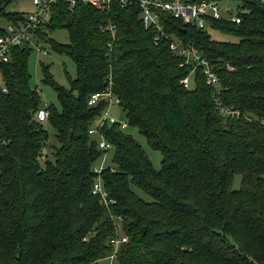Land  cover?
I'll return each instance as SVG.
<instances>
[{
  "label": "trees",
  "instance_id": "1",
  "mask_svg": "<svg viewBox=\"0 0 264 264\" xmlns=\"http://www.w3.org/2000/svg\"><path fill=\"white\" fill-rule=\"evenodd\" d=\"M11 1L0 0L6 22L26 13L6 11ZM239 1V23L207 26L236 41L212 39L206 28L160 12L166 33L234 67L218 71V89L199 69L193 86L182 85L190 68L179 66L167 38L153 43L155 30L135 2L104 11L61 0L51 6L40 29L67 30V43L48 37L47 45L70 57L76 72L64 88L42 65L41 81L59 103L46 106V123L35 119L43 103L30 84L29 47L0 63V264H103L117 229L128 238L121 264H264V125L224 117L213 98L264 119V1ZM109 85L128 127L160 152L161 167L118 124L101 126L113 147L99 175L113 201L106 207L91 192L103 151L88 133L106 103L87 99ZM45 125L57 144L47 146ZM235 174L240 184L232 188Z\"/></svg>",
  "mask_w": 264,
  "mask_h": 264
},
{
  "label": "built area",
  "instance_id": "2",
  "mask_svg": "<svg viewBox=\"0 0 264 264\" xmlns=\"http://www.w3.org/2000/svg\"><path fill=\"white\" fill-rule=\"evenodd\" d=\"M35 6V10L26 12L21 20L8 21L0 32V63L7 62L13 50L17 47H29L31 43L38 46L39 40L36 32L44 27L50 18L51 6L58 0H31ZM70 7L77 3L87 4L97 10H107L111 4L118 1L121 6L129 5L135 2L139 7V17L142 19L145 27H152L155 32L153 35V43L157 45L162 38L169 40V49L181 57L179 66H187L190 68L189 73L183 77L180 82L186 88L191 87V82L194 85L193 73L199 69L201 70L204 82L215 89L219 88V70L233 71L234 67L227 61H210L206 58L194 45L185 44L173 34L166 33L160 21V12H165L173 17L180 18L183 23L191 24L198 28H207L208 21L212 19L226 20L228 22L239 23L240 11L242 10V3L239 0H234L239 3L241 10L236 13L229 6H225L223 13H221L220 2L224 0H61ZM226 1V0H225ZM264 1V0H261ZM112 26L110 27V29ZM40 50V48H38ZM5 91V88L2 89ZM218 90L215 91V93ZM214 96V95H213ZM214 103L216 109L224 117H239L243 116L247 120H257L264 125V119L256 118L250 114H245L239 108L233 106H224L219 99L214 96ZM99 102H105V108L97 117L94 123L88 129L90 135L96 136L99 149L102 155L93 166V171L96 173L97 179L93 182L91 192L99 197V202L103 206H108L112 203L108 198L107 192L103 187L100 172L108 164V152L112 150V144L105 139L99 132V128L104 124H118L119 128L126 130L128 127L126 120L117 119L111 114L112 106L119 107V99L112 93L111 85L106 90L101 92H94L88 96L87 104L94 106ZM45 104L36 111L35 119L38 122L46 123L48 118V111ZM47 152L43 147L38 155V160L44 162L46 160ZM117 234L109 239L111 246L110 252L101 259L103 264L106 261H112L114 264H121L118 260L119 248L127 243L128 238L117 229ZM86 239V238H84Z\"/></svg>",
  "mask_w": 264,
  "mask_h": 264
},
{
  "label": "rangeland",
  "instance_id": "3",
  "mask_svg": "<svg viewBox=\"0 0 264 264\" xmlns=\"http://www.w3.org/2000/svg\"><path fill=\"white\" fill-rule=\"evenodd\" d=\"M229 6L236 13L241 10L239 3L234 0H224L220 2L221 13H223L224 7ZM6 11H20V12H31L35 10V6L32 4L31 0H12L6 7ZM6 25V19L0 17V27L3 28ZM42 30V29H40ZM207 32L210 34L212 39L223 40V41H236L237 39L233 36L222 34L210 27L206 28ZM45 31V35L42 33ZM40 32V31H39ZM39 33V44L35 43L29 45V55L27 58L28 69L31 74L30 84L32 87H36L39 93L40 99L45 105H52L56 109H59V103L57 102L56 94L53 88L47 84L42 83V65L49 67V72L52 75L53 80L58 85L69 88V81L67 76L72 78L75 76V64L73 60L65 54H58L51 50L47 45V38L50 37L57 43H67L68 33L65 28H58L50 31L49 29L42 30ZM40 48V50L38 49ZM3 84L2 76L0 73V85ZM193 83L191 82V86ZM111 114L117 119L126 120L124 113L117 106H112ZM45 127L48 129L49 138L47 140V146L51 144H57L54 137V130L51 127ZM126 132H128L144 149L148 158L150 159L153 167L159 169L161 167V154L158 150L152 149L146 142L145 138L137 131L136 128L127 127ZM112 151L108 152V162L111 160ZM240 184V175L235 174L232 181V188H237ZM142 197L148 198L144 193L138 191ZM104 264H114L112 261H106Z\"/></svg>",
  "mask_w": 264,
  "mask_h": 264
}]
</instances>
